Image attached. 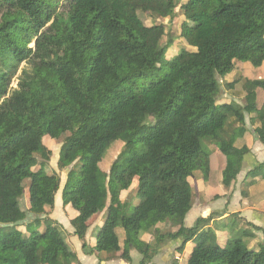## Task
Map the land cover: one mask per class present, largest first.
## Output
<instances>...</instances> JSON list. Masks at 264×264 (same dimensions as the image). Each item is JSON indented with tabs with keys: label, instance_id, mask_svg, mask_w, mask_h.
<instances>
[{
	"label": "trees",
	"instance_id": "16d2710c",
	"mask_svg": "<svg viewBox=\"0 0 264 264\" xmlns=\"http://www.w3.org/2000/svg\"><path fill=\"white\" fill-rule=\"evenodd\" d=\"M176 9L188 47L154 79L169 46L163 28L140 14L172 17ZM246 62L264 64V0H0V264H38L40 244L42 264H81L49 217L60 176L34 169L38 157L51 155L45 137L61 140L56 167L69 169L62 208L76 213L69 223L84 255L109 261L121 253L127 261L133 248L138 264H147L164 244L180 241L179 252L195 238L185 264H264V238L249 248L246 229L219 246L206 226L211 217L184 225L196 171L212 187L219 176L229 187L240 173L248 149L235 142L246 132L245 115L264 144V79L238 76L227 86L241 83L243 104L218 103L217 77ZM116 142L123 150L103 194L107 174L98 167ZM247 176L264 180V162ZM27 178L25 214L16 192ZM133 187L138 200L129 210L119 194ZM99 208L92 247L85 237ZM28 215L24 236L15 224Z\"/></svg>",
	"mask_w": 264,
	"mask_h": 264
},
{
	"label": "crops",
	"instance_id": "0c3cea01",
	"mask_svg": "<svg viewBox=\"0 0 264 264\" xmlns=\"http://www.w3.org/2000/svg\"><path fill=\"white\" fill-rule=\"evenodd\" d=\"M238 76H241L242 80H263L264 64L258 68H254L247 62L236 63L232 71L228 73L224 79L221 80L220 78V80L222 82L224 81V83L228 85L233 83ZM229 78H233V80L229 81ZM231 90L232 91L230 92H226L224 90V97L226 98L218 97V103L234 102L242 105L245 94L242 90L241 83H237L231 88ZM223 100H229V102H222ZM244 121L246 132L243 137L236 140L235 147H246L248 149V153L245 154L242 159L240 173L237 175L236 180L229 187H225L221 184V176H219L218 184L215 187H212L209 184V175L205 171H201L199 174L194 173V175L189 178L192 190V199L194 200H192L190 211L185 216L184 225L186 227H191L198 218L211 217V220L206 226L212 228L215 232V236L223 237L227 243L231 237L229 234L230 232L227 231L225 226L229 225L228 221L233 220V229L238 231L246 229L253 235V237L247 240L248 244L253 247L261 243L264 238V180L252 178L247 175L264 162V144L257 139L253 131L258 125H251L249 123L248 115H245ZM129 193L130 191L121 193V200L124 201L123 197ZM55 196L57 198L54 199V205L57 202L58 204L61 203L62 206L61 191L58 190ZM67 213H69V217ZM67 213L64 214L63 212V215L61 214V216L57 218L60 220V224L66 234H68L70 242H67L73 249L81 264H120L117 262H121V264L129 263L120 258L121 253L117 254L116 259L109 261H106L104 259L105 256L102 254L98 257L95 255H84L81 251V242L73 235V228L69 223V218L75 216L76 213L71 210H67ZM51 217L54 219L52 215ZM100 219L101 218L98 215L86 233V243L91 246V235L100 223ZM247 224L249 225L247 226ZM141 239L147 243L152 241V237L145 233L141 235ZM196 240L197 239L194 238L191 242L182 245L183 250L186 249V251H184L183 257L181 258H179V252L176 251L180 245V241H171L164 244L161 248H159L154 259H152L154 264L157 262H162V264H174L176 261L180 264H185L187 259V248L192 245V242H196ZM193 246L194 243L191 247V251Z\"/></svg>",
	"mask_w": 264,
	"mask_h": 264
},
{
	"label": "rangeland",
	"instance_id": "374dc122",
	"mask_svg": "<svg viewBox=\"0 0 264 264\" xmlns=\"http://www.w3.org/2000/svg\"><path fill=\"white\" fill-rule=\"evenodd\" d=\"M140 17L144 21V24H146L147 26H149L151 23L155 24V25H160L165 32V34L163 36V40H162L163 45L169 46V47H167L165 54H164V57L162 59V62L160 64V70H158L157 74L154 75V79H157L158 77H160L165 72L166 66L171 61L173 56L175 54H177L181 49L188 47L186 42L180 37V31H179L180 22L183 20V16L180 15L179 11L176 9L174 11V14L172 17H169V16L165 17L163 14H158V13H153L152 17H149V16L144 17L143 14H140ZM224 77H222L221 80L224 79ZM229 79H230L229 81L233 80V78H229ZM217 80H218V83L221 85V93H220L219 97L220 98H226V97H224V92L225 91L230 92L232 90H231V88H229L224 83V81L222 82L219 77H217ZM16 85H17V80L15 77L12 80V84H11L12 89L16 88ZM222 102H229V100H223ZM43 141H44V145L51 151V155L38 157L37 158L38 162L34 166V169H36V168L42 169V170L46 171L47 173L56 172L60 176L59 191H61L63 184H64V181H65V178H66V173L69 170V169H66L63 171H59L56 167L61 140H59V139L58 140H52V139H49L48 137H45L43 139ZM203 147H204V149H208V147H209L208 143L204 142ZM122 150H123V145L121 143L116 142V143L112 144L111 147L105 153L103 161L100 163V165L98 167V172H101L102 174H104V173L107 174L105 177V180L100 182L103 194H105V192L107 190L108 183L109 182L112 183V175L110 174L113 171L112 166H113L114 162L116 161V159L118 158L119 153ZM200 172H201V170L196 171L195 174H199ZM29 182H30V180L28 178L24 179L23 182L21 183L20 188L16 192L18 203H19L21 209L23 211H25V214L28 212L27 209L29 207L28 190H27V186L29 185ZM133 191L135 192V187H133L131 189V191L128 195L123 197L124 201H126L128 203V209L129 210H131L133 208V206L135 205V203L138 200L135 197ZM123 192H125V191H122L121 193H123ZM121 193L119 194L120 199H121ZM55 198H57V197L55 196ZM107 199L109 201L110 200H116L115 193L108 195ZM192 200H194V199H192ZM63 212L65 214V211L63 210V208L61 206V203L58 204L56 202L53 210L49 212V217L52 219V217H51V215H52L54 218L53 220H57L58 223H61L57 217H60L61 214L63 215ZM98 213H99V216L101 219L99 220L100 223L97 225V227L95 228V230L93 231V233L91 235L92 247H95L96 233L99 230V228L101 227V224L103 221V213H104L103 209L99 208ZM32 219H33L32 216L28 215V217L26 219L20 220V222H22V223L15 224V228L18 229L19 231H21V233L24 236L27 235L30 232V228L27 227V224L29 222H31ZM228 224L229 225L225 226V228L227 229L228 232H230L229 233L230 237L237 238L239 231L236 229H233V224H234L233 220L228 221ZM9 228L7 227L5 230L6 231L9 230ZM117 233L121 239L124 237L122 229L117 228ZM0 234H2V230H0ZM64 237H65L66 241L70 242V238H69L68 234H66L65 231H64ZM193 243H195V242H192V245H193ZM244 243L249 248H256L257 247V245H255L253 247L250 246L248 244L247 240L246 241L244 240ZM212 244L213 245H219V246H226L227 243L225 242L223 237L214 236ZM192 245L189 248H187L186 257H188L190 255ZM184 251H186V249L183 250V248H182L179 250V254H180L179 258L183 257ZM130 252H131V254L129 253V260H127V262H129L128 264H138L141 260V256H138V254L136 253V251H134L133 248L130 249ZM44 254H45V246L43 244H40L37 248V256H36L38 264H42V259L44 258ZM117 263L121 264V262H117ZM147 264H154V261L151 260ZM156 264H162V262H160V263L157 262ZM174 264H180V263L178 261H176V262H174Z\"/></svg>",
	"mask_w": 264,
	"mask_h": 264
}]
</instances>
